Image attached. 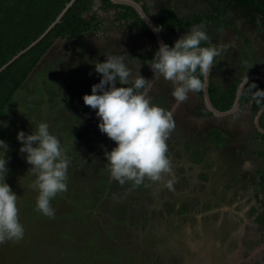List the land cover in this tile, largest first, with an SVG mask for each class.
Here are the masks:
<instances>
[{"label":"rangeland","instance_id":"374dc122","mask_svg":"<svg viewBox=\"0 0 264 264\" xmlns=\"http://www.w3.org/2000/svg\"><path fill=\"white\" fill-rule=\"evenodd\" d=\"M139 1L153 18L167 5L183 16L211 13L212 6V0ZM216 1L228 7L238 29L253 40L254 47L247 49L260 47L257 58L263 62L258 42L263 36L264 46V0ZM98 14L100 29L82 39L57 41L1 115L0 140L10 149L5 182L18 197L25 235L19 242L0 244V264H232L229 257L237 251L242 260L236 264H247L252 254L250 260L259 264L264 260V196L258 200L248 193L257 189L254 172L264 167L254 153L264 147L250 104L230 117L208 116L198 92L178 103L171 83L153 79L149 68L143 76L153 79L148 97L170 111L175 122L167 140L172 174L165 178L174 183L171 189L147 180L136 187L119 184L111 179L104 156L116 145L99 131L96 111L82 97L91 95L102 78L94 65L105 62V53L126 54L135 72L142 62L130 56L147 54L149 44L137 31L117 28L110 15ZM204 26L211 44L229 46L218 56L223 68L217 67L216 82L247 74L240 48L244 39L233 28ZM41 122L49 125L70 160L68 190L51 200L52 218L36 211L38 193L30 187L35 176L16 139L19 131L31 134Z\"/></svg>","mask_w":264,"mask_h":264},{"label":"clouds","instance_id":"9594fccd","mask_svg":"<svg viewBox=\"0 0 264 264\" xmlns=\"http://www.w3.org/2000/svg\"><path fill=\"white\" fill-rule=\"evenodd\" d=\"M100 5L101 2L94 5L98 13L102 12L98 10ZM204 28L203 24L192 26L172 47L161 43L148 63L153 79L162 77L171 83L172 96L178 103L185 102L190 92H200L205 87L214 59L229 47L211 44ZM145 39L151 48L150 40ZM202 42L210 46H201ZM105 54V62L94 65L102 78L92 86V94L82 99L85 106L96 111L99 131L116 145L104 153L110 177L121 185L131 182L136 187L147 180L171 189L174 180L165 178L172 174V161L167 155V140L175 128L172 113L151 103L148 93L153 79L142 77L139 69L134 72L126 63V54ZM117 82L122 86L117 87ZM254 96L264 99V91L257 90ZM16 139L22 145L19 152L26 154L25 160L31 165L29 172L35 176L30 187L38 193L36 211L52 218L55 211L51 200L68 190L70 160L45 122L39 123L31 134L19 131ZM0 150V244H4L22 240L25 229L19 220L18 197L5 182L9 171L5 153L10 149L3 140Z\"/></svg>","mask_w":264,"mask_h":264},{"label":"trees","instance_id":"16d2710c","mask_svg":"<svg viewBox=\"0 0 264 264\" xmlns=\"http://www.w3.org/2000/svg\"><path fill=\"white\" fill-rule=\"evenodd\" d=\"M69 1L71 0H0V69L21 50L38 39L59 16ZM100 2L101 5L98 10L110 15L114 23L118 22L117 28L122 30L125 27L129 34L137 31L141 39L148 38L150 40L151 48L147 49V54L132 52L130 56L131 59H138L142 62V68L138 69L143 77L149 69V61L153 59L158 50L153 31L143 22L134 8L114 4L110 0H100ZM95 3L96 0H76L74 5L67 10L61 22L46 37L0 72V120L1 115L14 100L18 90L57 41L67 39L71 42L78 38L82 39L90 31L100 29L101 20L98 11L94 10ZM211 9V13L208 14L191 13L183 16L171 5H167L159 8L153 19L161 26L163 38L169 47H172L175 41L185 35L186 30L190 29L193 24L212 25L222 30L233 28L236 35L244 39L240 48L243 49V63L246 64L243 68L244 70L250 69L247 74H233L230 83L225 81L218 83L216 82L217 67L222 69L223 66L218 57L214 59L209 94L214 106L221 111H226L232 107L237 88L243 78L258 71L260 73L262 68L259 67V69L258 65L262 59L257 58L259 57L258 50L252 48L250 51L247 49V46H252L253 43L247 39L244 32L238 29L237 22L229 16V10L226 6L212 0ZM145 11L149 14L147 8ZM201 46L210 45L207 42H202ZM257 90L264 91V82L254 79L247 83L241 97V105L250 104L253 115H256L257 111L264 105V99L254 96V92ZM198 93L202 98V91ZM207 114L213 116L209 111ZM260 124L264 128V113L260 119ZM256 133L259 139L264 142V134H260L258 131ZM257 153L260 154V157H264V151ZM260 175L259 187L264 188V170L260 171Z\"/></svg>","mask_w":264,"mask_h":264},{"label":"water","instance_id":"95a60500","mask_svg":"<svg viewBox=\"0 0 264 264\" xmlns=\"http://www.w3.org/2000/svg\"><path fill=\"white\" fill-rule=\"evenodd\" d=\"M110 1L112 3H114V4L125 5V6H130V7L134 8L137 11L139 17L143 20V22L146 25H148L150 27V29L153 31V33L155 35V40L157 42L158 49H159V46H160L161 43L166 44L165 40L163 38L161 26H159L154 21L153 17L150 16L145 11L144 6H143V4L140 1H138V0H110ZM75 2H76V0L69 1L66 4L65 8L62 10V12L59 14V16L46 29V31L38 39H36L34 42H32L27 48L21 50L17 55H15L13 57V59H11L6 65H4L0 69V72L2 70H4L11 62H13L15 59L20 57L23 53L27 52L29 49H31L32 47L37 45L44 37H46V35L59 22H61V19L66 14L67 10L70 7H72ZM212 70H213V66H212V69H211L207 79H206L205 87L201 90L202 91V98H203V100L205 102L207 110L209 112H211L213 114V116L219 117V118L230 117L231 115H233L234 113H236L239 110V108L241 107V97H242L243 91H244L245 86L247 85V83H249L250 81H252L254 79H258V80L264 82V75H262V74L254 73V74H250V75H247L246 77H244L243 80L240 82L238 88H237L235 101H234L232 107L230 109L226 110V111H221V110H219L218 108H216L214 106V104L211 101L210 94H209ZM263 113H264V105L257 111V113H256V115L254 117L255 127H256L257 131L260 134H264V128L260 124V119H261Z\"/></svg>","mask_w":264,"mask_h":264},{"label":"flooded vegetation","instance_id":"af4514ba","mask_svg":"<svg viewBox=\"0 0 264 264\" xmlns=\"http://www.w3.org/2000/svg\"><path fill=\"white\" fill-rule=\"evenodd\" d=\"M247 39H250L251 41H252V43H253V40L250 38V37H247ZM258 43H260V46H262L263 48H264V46H263V36L262 37H259V42ZM258 47V46H257ZM258 49L260 50V47H258ZM258 50V51H259ZM261 51H262V49H261ZM260 52V51H259ZM263 52V51H262ZM263 59H264V57H262ZM258 66H260V67H262V66H264V61L263 62H260L259 63V65ZM261 71H263V70H261ZM262 74H264V71L263 72H261ZM259 137V136H258ZM261 144H263V147H264V142L262 143L261 142ZM260 151H263V149H259V150H256V152L254 153V155H256V156H258L260 159H262L263 160V162H264V157L263 156H261L260 157V154L259 153H257V152H260ZM262 170H264V167H262V168H259V169H256V171L254 172V174L256 175V177H257V189L256 190H254V189H252V191L250 190V192L248 193V196L251 194V192L253 193L252 194V198H254L255 197V195H257V197H259L260 199H258V200H261L262 199V197H260V196H264V188H260L259 187V183L261 182V175H260V171H262ZM246 195V194H245ZM245 197V196H244ZM243 199V198H242ZM244 200V199H243ZM258 202V201H257ZM245 236V234H241V237H243V236ZM247 238H249V240L250 239H253L252 238V236H246ZM250 241H252V240H250ZM257 251V250H256ZM255 251V252H256ZM238 252V251H237ZM235 253L233 256H230L229 257V260H230V262L232 263V264H236L237 263V260H242V259H240V254L239 253ZM261 252V251H260ZM252 252H250V254H251ZM259 253V252H258ZM237 254H239V256L238 257H236L237 256ZM253 255V254H252ZM252 255L249 257V255H248V257H249V259L247 260L248 261V263L247 264H255L256 262L255 261H253V259L252 260H250L251 258H252ZM254 257V256H253ZM257 260H258V258H257ZM226 263L228 264V261L226 260ZM259 264H264V260H262V257L259 259Z\"/></svg>","mask_w":264,"mask_h":264}]
</instances>
